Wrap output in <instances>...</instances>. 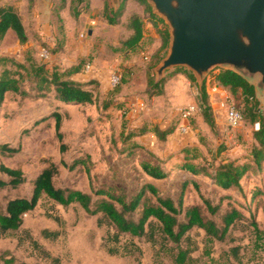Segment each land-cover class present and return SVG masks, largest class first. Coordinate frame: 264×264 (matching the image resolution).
<instances>
[{"label":"rangeland","instance_id":"rangeland-1","mask_svg":"<svg viewBox=\"0 0 264 264\" xmlns=\"http://www.w3.org/2000/svg\"><path fill=\"white\" fill-rule=\"evenodd\" d=\"M8 1L0 0V5ZM15 1L29 40L21 43L16 33L9 30L0 40V56L23 62L29 67L35 63L52 68L49 64L56 63L54 58L57 55L75 62L84 60V70L88 63L91 68L93 66L94 69H102L106 66V61L112 58L110 68L115 65L113 70L120 71L123 79L116 87L110 83V88L106 90L102 89L101 82L98 81V99L93 104L64 105L54 99L52 92L39 98L22 97L15 92L7 93L0 107V144L7 143L17 151H0V167L4 165L21 169L26 181L18 188L0 189V208H4L10 198L30 196L33 180L52 161L60 164V171L55 177L57 186L90 191L92 186L99 187L104 182H119L135 189L145 179L138 172L141 161L151 159L149 152H152L171 170L170 180L163 188L177 193L181 180L189 176L178 168L183 162L182 150L185 146H197L203 154L201 159L211 162H217L226 156L244 159L249 156L255 142L253 133L256 123L246 121L248 111L241 90L232 93L228 88L235 104L244 113V122L238 128L231 130L220 121L215 129L196 132L194 141L192 136L182 139L185 135L180 133L161 139L155 134V127L166 122L163 128L176 127L178 132L181 127L178 119L181 112L179 108L175 109L173 112L176 116L169 117L162 110L168 100L161 97L158 99L160 101L154 102L155 96L148 92L149 80L151 77L156 79L154 70L148 74L132 70V66L125 62L128 58L122 44L104 45L99 40L90 47L88 31L78 29L73 17L64 15V12L60 13L62 0H51L48 5L35 4L33 7L29 6V0ZM118 34L119 32H115L113 35ZM44 48L52 53V58L48 61L40 56ZM159 52L160 59L154 67L166 56L168 48ZM146 55L137 53L140 62L148 67L151 62ZM4 68L19 69L10 61L5 65L0 64V73ZM182 68L190 71L187 67ZM175 71L172 68L167 74L171 76ZM216 71L217 68L211 71L210 82ZM24 73L25 82L32 83V78ZM192 87L200 110L199 89L194 82ZM104 100H109L115 106L103 109ZM257 101L264 112V100L257 98ZM155 106L158 108L154 109ZM53 111H59L63 116L62 140L58 135L55 119H43ZM192 120L195 124V115ZM143 133H147L142 137L145 143L143 150L137 151L135 156L124 151L123 140L126 136H140ZM62 142L66 145L65 150L61 148ZM132 142L134 137L127 146ZM220 147L224 150L216 156ZM81 156L89 161V167L78 165L70 169L73 160ZM87 168H90L89 173ZM0 177L8 178L1 169ZM203 184L208 191L211 189L208 181L204 180ZM256 190H264V167L262 172L252 175L244 183L242 194L237 192L232 196L244 205L245 213L257 222L259 228L264 229V198L254 199L252 194ZM185 200L187 203L200 201L193 185L186 192ZM98 217L99 215H88L78 203L64 207L43 195L36 208L25 214L19 230L0 233V253L11 251L16 258V264H172L168 252L163 250L166 247H161L160 243L154 246L144 242V239H131L128 236L121 237L119 242L111 240L114 229L107 225L99 226ZM182 245L193 250L191 264H264V246L261 242L257 244L256 232L248 221L238 222L231 227L225 241L210 238L196 230L191 234L190 240H185ZM170 246L172 245L167 247ZM114 247L119 248V254L109 252V248Z\"/></svg>","mask_w":264,"mask_h":264},{"label":"trees","instance_id":"trees-1","mask_svg":"<svg viewBox=\"0 0 264 264\" xmlns=\"http://www.w3.org/2000/svg\"><path fill=\"white\" fill-rule=\"evenodd\" d=\"M35 0H29V6L33 7ZM84 0H72L71 9L75 17L82 12L81 3ZM140 1L148 14V19L153 21L160 37L163 48H168L170 34L169 28L165 22L152 12L151 6L146 0ZM64 2V1H63ZM62 2L61 7L64 5ZM124 13V7L115 11L110 4L105 7L104 14L110 24L119 23L120 17ZM128 27L133 29V34L123 42V47L127 50L135 49L142 37L144 31L143 18L134 14L131 16ZM9 30H13L21 43H26L29 36L22 18L13 5H0V40L4 38ZM154 55L151 61L149 71H152L161 52ZM12 62L19 67L18 70L4 68L0 73V107L3 104L6 94L15 92L22 97H46L50 92L54 99L62 102L64 105H84L97 102L98 82L90 80L81 82L71 78L72 74L80 71L84 66V61L78 65L62 69L55 65L52 68L42 64L33 63L30 67L23 62L15 59L0 56V64L5 65ZM175 73H184L194 83L196 78L194 74L185 68H175ZM33 82H25V73ZM172 74V75H173ZM170 75V74H169ZM165 77L162 81L156 82L151 77L149 80L151 96L161 95L164 90L165 81L171 76ZM151 76V75H150ZM123 79V78H122ZM218 82L228 87L232 93L242 91L247 109L246 121L254 124L259 123V128L254 130L255 142L252 145L249 156L244 161L236 159H221L218 163L208 161L193 162L185 160L180 168L196 176H203L211 179L213 191L222 193L217 203L205 195L202 191V184L194 178H186L181 182V190L177 196L171 193H165L158 185L143 180L135 189L127 187L125 184L117 182L116 184L108 182L102 183L99 187L92 186L90 191L76 189L72 187H60L56 185L55 177L60 171V164L54 161L44 167L33 180V189L30 196H16L10 198L4 208H0V233L7 234L17 231L23 224L26 213L34 210L43 195L54 200L56 203L67 207L70 204L78 203L84 211L90 215H99L98 225H107L114 229L111 240L119 242L123 236L131 239H145L156 246L161 244L163 250H166L169 256L175 253L173 262L175 264H187L189 250L182 247L183 239L188 231L194 227L202 228L209 237L224 241L227 238L229 229L240 221H248L254 228L257 236V244L261 242L264 246V229H260L257 222L252 217H247L244 212L235 205L232 189H241L242 181L245 178L251 179L252 175H257L263 171L264 167V112L260 109V104L256 98L255 87L245 80L241 75L230 69H220L217 74ZM93 85V87H90ZM198 106L202 114L211 127H215V118L212 106L209 100L206 85L199 88ZM115 106L109 100H104L102 107L107 110ZM242 111V110H241ZM68 113V112H67ZM243 113V111H242ZM244 116V113H243ZM43 119H55L56 128L60 140L63 139L61 132L62 113L53 111ZM244 122V121H243ZM173 131L172 128L166 130L156 129V133L161 139H165ZM135 136L129 134L123 140L124 151L135 156L141 149V145L134 141L129 146L127 144ZM62 150L66 149L65 143L61 144ZM1 152H16L17 149L7 143L0 144ZM155 157V156H154ZM156 162L142 160L138 172L141 176H150L153 179L164 180L168 172L159 159ZM65 165V163L63 162ZM78 165L89 167V161L83 156L77 157L70 164L73 169ZM1 171L8 177H0V189L18 188L25 181L26 177L19 168H11L2 165ZM90 172V168H87ZM190 183H193L202 198L201 203L187 205L185 203V191ZM252 197L264 198V190H256ZM225 199H228L226 206H223ZM245 208V207H244ZM170 246L169 248L167 246ZM111 254H119V248H109ZM132 254L131 252H128ZM16 258L11 251L6 250L0 253V264H16Z\"/></svg>","mask_w":264,"mask_h":264},{"label":"water","instance_id":"water-1","mask_svg":"<svg viewBox=\"0 0 264 264\" xmlns=\"http://www.w3.org/2000/svg\"><path fill=\"white\" fill-rule=\"evenodd\" d=\"M146 1L170 34L168 52L154 68L157 82L168 70L187 67L202 87L212 70L230 69L264 100V0ZM110 2L119 9L121 0Z\"/></svg>","mask_w":264,"mask_h":264},{"label":"crops","instance_id":"crops-1","mask_svg":"<svg viewBox=\"0 0 264 264\" xmlns=\"http://www.w3.org/2000/svg\"><path fill=\"white\" fill-rule=\"evenodd\" d=\"M62 2L64 3V5L60 8V13L62 12V14H63V12H64V15H66V16L69 15V17H73L76 20V27L78 29H86L88 31L90 41H91V42H89L90 47H92L93 43L98 42L99 40L100 41L102 40L104 45H106L108 43H112L114 45L123 44V42L133 34V29H130L128 27V23L130 21L131 16L134 14L140 15L143 18V25H144L143 37H142L139 45L135 49H132V50L126 49L125 50L126 57L128 59L126 61L123 59L122 61H125L129 66H132V70L137 71L138 73L146 72L148 74L150 72L149 71L150 65L147 67L145 64L140 62L139 58L137 57V53L142 52V54H147L146 55L147 60H150V62H151L154 59V55L159 51L160 47L162 46V39H161L158 31L156 30L153 21L148 19V14L145 11V7L140 1H137V0H121V5H120L119 9L121 8V6H123L124 7V13L120 17L119 23H117V24H110L108 22V19L106 18L105 14H104L105 7L107 4H110V6L114 9L110 0H84L80 5V7H82V12L79 14L78 17H75L72 13V9H71L72 0H62ZM35 4H37V5L42 4V0H35L34 6H35ZM4 5H13L14 7H17L15 0H9L8 2H5ZM119 9H117V10L114 9V10L118 11ZM152 12H153V10H152ZM115 32H119V34L113 35ZM67 44H69V40H67ZM122 47H123V45H122ZM133 54H136V55H133ZM110 59L113 60L112 58H110ZM54 60L56 61L57 64L56 63L49 64V66L53 67L55 65H58L62 69H67V68L76 66L80 62L84 61V60H81L79 62H75V61H71V60L65 59L64 57L57 56V55H55ZM111 60L106 61V63H105L106 66H103L102 69H100V68L94 69L93 66L89 70H84L82 68L80 71L72 74L71 78L74 80L81 81V82H88L90 80H96L97 82L100 81L102 89L106 90V89L110 88L109 74L113 69L116 68L115 65H112V68H110V64L112 63ZM146 63H148V61ZM154 68H153V70H154ZM217 69H219V71H220L221 68H217ZM127 72H129V71H127ZM168 72H169V70L165 73L164 78L167 77ZM210 73L205 78L203 85L204 84L206 85L207 92L209 94V100H211L210 103H211L213 115L215 118V127L214 128L211 127L208 124V122H206V120L202 114L201 109L199 110V108L197 107V104H196L197 103L196 102L197 96L195 95L196 97H194L195 92L193 91L192 81L184 73H175V74L171 75V77H169L165 81L164 88H163V90H164L163 94L156 95L154 98V102L160 101L158 99L161 97H163L164 100H168V104H165V106L162 107V110L164 111V113H168L169 117L176 116V114H174V112H173V110H175V109H178V108L180 109V108H184L187 106H195L196 110L194 112L195 114L193 113V115H195L197 120H196V123L194 124L193 120H192L193 115H192V117L185 119L180 114L178 119L180 120L181 127L178 128V132L176 130V127H172L173 131L170 134H168L166 136V138L173 133H180V134H183V136L185 135V137H182V139H184V138L189 139L192 136V140L194 141L195 140V137H194L195 133L201 131L202 129H208V128L215 129L216 125L220 121L227 125L225 113L223 111H221L219 108H217V102L214 101V98H213L214 96L211 95L210 89H211L212 85L210 82ZM151 75L153 76V73ZM127 78H128V76H127ZM155 81L157 82V79H155ZM127 83L129 84V81ZM196 84H197V89L201 88L199 86L197 78H196ZM221 86H223V85H221ZM90 87H92V85H90ZM223 87H225V86H223ZM225 88L228 90V87H225ZM97 91H98V89H97ZM156 108H158V107L155 106L154 109H156ZM175 113H177V110L175 111ZM258 124L259 123H256V129H257ZM163 126H166V122L163 125L161 124V125L156 126L154 129V132L158 137H159V135L156 133V129H160V130L164 131V130L169 128L168 126L163 128ZM183 126H187L188 130L182 131ZM146 134L143 133L140 136H138V135L134 136V141L138 142L142 146L141 149H139V150L144 149L145 143L143 142L142 137H144V135H146ZM138 137L142 142L138 139ZM223 150L224 149L222 147H220L216 152V156L217 155L219 156V154H221ZM182 152L184 154L183 162L185 160H191V161L196 162V163L201 162V161H205L204 158L201 159V157H203V154L201 151L198 150V147L195 145L194 146H192V145L185 146L183 148ZM149 153H150L152 158L151 159H143V160H150V161L156 162L157 161L156 159H159V156H157L156 154H154L152 152H149ZM228 158L232 159V157L226 156V158H220V160L221 159H228ZM236 158H239L240 161H244V158H241V157H235L233 159H236ZM206 161H208V160H206ZM219 161H217L215 163H218ZM183 162H181V164ZM208 162H211V161H208ZM161 163L163 164L166 171L168 172V176L164 180H157V179H153L150 176L146 175L144 180L150 181V182L158 185L165 193H171L173 196H177L181 190V182L186 178H194L195 180L200 182L202 184L203 193H205L206 196L211 197L215 201V203H217L219 201L220 195L222 193H227V191L215 193L213 191V184H212L211 179H209L207 177H203V176H196V175H193L187 171H184L180 168L181 164L178 165V168L181 171H183L185 174H188L189 176H187L183 180H181L179 192L176 193L173 191L166 190L165 188H163V185L166 184L170 180L169 178L171 176V170L168 169V167L165 165V163H163V162H161ZM212 163H214V162H212ZM204 180L208 181L211 185V189L209 191L207 189H205V187H204V184H203ZM247 180H250V179L245 178L242 181V188L241 189L237 188V189H232L231 191H229L231 193V196L233 195V193H237V192L242 194L241 190L243 189V185L245 182H247ZM190 185H193L194 189L197 191L195 185L193 183H190L188 185L186 191H185V194L189 190ZM197 193L199 194L198 191H197ZM199 196H200V194H199ZM184 199H185V197H184ZM225 200H227V201L223 202V206H226L227 202L229 201L228 199H225ZM252 200H253V198H252ZM233 201H234L235 205L237 207H239L247 217H250L245 213L246 209L244 208V205L240 202H237V200L234 196H233ZM201 202H202L201 197H200V201H196L194 203H187L185 200V203L187 205H192V204L201 203ZM240 222H245V221H240ZM196 230L201 231V232L206 234V231L204 229L199 228V227H194L190 231H188L185 238L183 239V242L185 240H190L191 234ZM230 230H231V228L229 229L228 234L230 233ZM228 234H227V237H228ZM210 238H212V237H210ZM137 239H139V238H137ZM213 239H215V238H213ZM144 242L150 243V242L146 241L145 239H144ZM182 247L186 250H189L187 264L193 263V259H192L194 257L192 255L193 250L191 248L185 247L183 245H182ZM172 255H173V259H174L176 256L175 253ZM169 257H170L169 259H170L171 263L175 264L173 262L172 257L171 256H169Z\"/></svg>","mask_w":264,"mask_h":264},{"label":"built area","instance_id":"built-area-1","mask_svg":"<svg viewBox=\"0 0 264 264\" xmlns=\"http://www.w3.org/2000/svg\"><path fill=\"white\" fill-rule=\"evenodd\" d=\"M40 56L44 61H48L52 58V53L44 48L40 52ZM147 58V56H146ZM91 69V64L85 65V70ZM219 69H217L216 74L213 76V80L211 82V95L214 97V101L217 102V108L225 113L227 127L231 130H234L241 126L244 121V116L241 109L235 104L232 99L231 93L225 87L221 86V84L217 80V74ZM122 81V74L118 70H113L110 74V83L113 87L118 86ZM195 106H187L184 108H180V112L183 118H190L195 112ZM259 128V124L257 129ZM188 127L183 126L182 131H187Z\"/></svg>","mask_w":264,"mask_h":264}]
</instances>
